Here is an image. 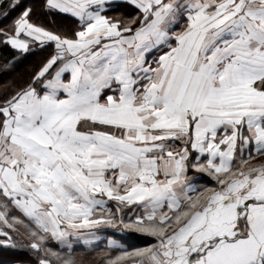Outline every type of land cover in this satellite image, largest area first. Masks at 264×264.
<instances>
[{"label":"snow or ice","instance_id":"snow-or-ice-1","mask_svg":"<svg viewBox=\"0 0 264 264\" xmlns=\"http://www.w3.org/2000/svg\"><path fill=\"white\" fill-rule=\"evenodd\" d=\"M0 51V264H264V0H0Z\"/></svg>","mask_w":264,"mask_h":264},{"label":"trees","instance_id":"trees-1","mask_svg":"<svg viewBox=\"0 0 264 264\" xmlns=\"http://www.w3.org/2000/svg\"><path fill=\"white\" fill-rule=\"evenodd\" d=\"M122 13L125 14H131L133 10H131L130 12H127L125 9H120L119 10ZM110 14H114V13H110ZM7 52H2L0 51V55H7ZM36 60V57L29 55L27 58L21 60V71H25V70H29L30 66L34 63V61ZM125 243H129V244H134L136 246H144L146 243L151 242V238L148 237H134L131 239H127L124 241ZM95 255V254H94ZM12 254L10 251H5L3 249H0V261H9L11 260Z\"/></svg>","mask_w":264,"mask_h":264},{"label":"crops","instance_id":"crops-1","mask_svg":"<svg viewBox=\"0 0 264 264\" xmlns=\"http://www.w3.org/2000/svg\"><path fill=\"white\" fill-rule=\"evenodd\" d=\"M125 9L127 12H130L132 9L131 8H122V10ZM203 182V181H202Z\"/></svg>","mask_w":264,"mask_h":264}]
</instances>
